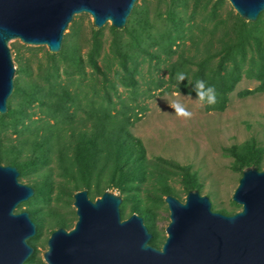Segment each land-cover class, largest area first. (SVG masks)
<instances>
[{
  "label": "rangeland",
  "instance_id": "1",
  "mask_svg": "<svg viewBox=\"0 0 264 264\" xmlns=\"http://www.w3.org/2000/svg\"><path fill=\"white\" fill-rule=\"evenodd\" d=\"M154 4L153 0H136L137 14L144 6L149 12H156L158 9L163 11L167 7V4L164 3L159 7ZM217 10L223 20H226L228 14H236L226 0H222V4ZM149 16L151 17L152 13H149ZM261 19L264 20V17ZM127 20L124 28L131 26V20L129 19L128 24ZM226 21L224 27L228 25V20ZM71 23L77 29L75 46L78 47L79 54L84 60L89 47L88 38L95 28L91 23L90 16L85 13L74 15L69 24ZM69 24L63 34L70 31ZM109 26V23L106 22L100 27L102 49L97 59L100 66L105 65L101 56L107 52L112 37ZM222 29L213 30L212 27L211 37L208 36L210 34H207L203 40L195 39L197 44L185 40L182 49H179L180 46L175 47L178 42L176 41L171 48H176L183 56L197 61L206 54L218 51L220 45L217 41L221 38ZM125 34L121 32L123 40L129 39ZM63 38L59 51L64 46L68 51L69 47L63 44ZM7 46L15 68L13 90L15 87L27 89L32 83L45 85L42 76L51 60L46 52L57 54L59 51L50 53L43 45H27L18 39L9 40ZM154 49V45L148 48L149 51ZM159 56L162 58L164 53H160ZM174 58L175 55H172L170 60L172 61ZM217 58L214 56L212 69ZM155 60L153 57L150 60L145 57L144 61L140 63V74L134 75V78L137 79L134 92L129 86L117 84L115 93L112 91L108 93L113 105L111 112H124V117L127 118V120L122 119L124 129L140 142L143 151L141 166H144V169L148 171L152 170L153 174L140 183L139 189L128 197L120 192L117 184H105L107 177L104 176V181L100 186L102 191L92 195L87 193V197L94 200L105 190L120 196L121 199L127 197L125 204L119 205L121 219L127 218L132 213L140 216L148 232L155 236V242L149 244L159 248L166 236L164 228L168 223V210L163 201L167 194L183 202L187 189L192 187L191 189H196L200 195L207 196L212 211L232 214L240 209V205L232 204L231 200V195L243 169L240 167V162L236 160L237 157L247 151H253L260 157L258 170H264V89H259V82L253 77L246 76L242 71L232 88L225 93L226 99H217L214 106L201 105L197 97L177 91L175 89L176 82L168 79L167 67L163 63H159L155 67ZM57 64L59 75L56 81L60 86H66L67 90L71 92L73 87L68 85L69 81L62 71L64 63L59 61ZM84 64L86 63L84 62ZM116 68L118 71L121 70L119 66ZM194 68L195 65L192 63L191 69ZM84 71L85 73L80 75L81 82H86L91 74L87 65L84 66ZM225 71L230 73L229 69ZM73 75L74 78H77L78 74ZM156 79L163 81L160 87H153L149 83L150 80L156 81ZM246 91L248 93H244ZM175 93H179V95H174ZM17 99L13 98L9 102L11 108L15 107ZM85 99H80L81 105ZM174 99H179L193 113L191 119L186 120L174 113L168 103ZM80 108H77L74 113L73 125L60 131L59 140L63 142L62 144H66L68 141L72 146L77 137L88 135L87 133L92 131V120ZM41 109L43 107L38 101L31 102L25 108L29 115L24 124L28 121H36L29 126L32 128L43 119L49 124L52 123V119L45 116ZM68 111L71 112L72 107H69ZM40 133L39 127L36 136H33L32 132L27 133L26 131L18 136L11 126H6L3 130L0 128V154L12 156L18 152L19 159L21 158L25 162L29 161L32 155L30 144L28 142L27 144L18 143V140L25 137L30 141L32 137L37 138ZM71 146L68 148L67 145V149H62L64 151L61 150V153L68 156ZM15 150L18 151L15 152ZM59 155L56 152L48 153V163L44 167L32 171L29 166L25 169L26 173L18 177V181L31 186L33 194L35 193L31 202L26 201L32 196L14 209V212L25 210L28 215L31 213L29 217L35 224L36 230L34 239L28 244L33 248L34 264H45L42 253L46 249V239L51 231L58 227L65 230L72 228L76 220L75 209L72 206V194L85 189L74 187L73 181H78L77 174L73 173V167L62 168V165L65 166L68 161L65 160V156ZM168 162L177 164V166L166 164ZM0 164H7L4 157H0ZM70 173L73 174L74 180ZM156 197L161 201L155 203Z\"/></svg>",
  "mask_w": 264,
  "mask_h": 264
},
{
  "label": "trees",
  "instance_id": "2",
  "mask_svg": "<svg viewBox=\"0 0 264 264\" xmlns=\"http://www.w3.org/2000/svg\"><path fill=\"white\" fill-rule=\"evenodd\" d=\"M153 2L156 7L163 3L167 4V7L163 11L158 9L156 12H149L144 6L137 14L134 3L126 18L127 24L129 19L131 20L130 28L116 29L109 26L112 37L107 52L101 56L105 65L100 66L97 63L102 49L101 28L93 30L88 38L89 47L84 61L78 47L75 46L77 29L71 23L70 31L63 34V44L68 45L69 50L66 51L64 46L57 54L46 52L51 60L42 76L45 85L32 83L27 89L14 88L7 99V111L0 114V128L3 130L6 126H11L18 136H21L24 131L32 132L33 136H36L38 127L41 129L40 135L37 138L32 137L30 141L25 137H18L20 138L18 143L30 144L32 155L29 161L19 159L18 152L12 156L0 154L7 164L17 168L18 177L23 176L26 173L25 169L29 166L32 171L44 167L48 163V153L56 152L65 156L61 150L67 149V145L69 148L71 143L69 145L67 141L66 144H62L59 133L73 125L74 113L81 107L83 113L92 120V131L87 133L88 135H78L79 137L69 150L70 154L65 156L68 163L65 166L62 165L63 169L73 167V173L77 174L78 181H73L74 187L85 188L91 195L100 193L103 177L106 176L104 183L117 184L120 192L127 197L136 192L140 183L153 172L141 166L143 151L140 142L124 129L122 119L127 120L124 112H111L113 105L108 93L110 91L115 93L117 84L129 86L134 92L137 83L134 75L140 74L139 65L145 57L148 60L155 58V67L163 63L168 69L169 81H175L177 84L175 89L195 97L196 93L192 90V85L196 80H204L207 86L215 88L218 100L226 99L225 93L232 88L242 71L246 76L253 77L259 82V89H264V20L261 19L264 17V10L259 12L254 21H245L237 14H228L226 18L228 25L224 27L227 21L220 18L217 10L222 0L213 2L212 0H153ZM149 13H152L151 17ZM212 27L213 30L223 28L220 32L221 38L217 41L220 45L218 51L193 61L176 49L179 46V49H182L185 40L197 44L195 39L203 40L207 34L211 37ZM121 32L126 33L129 39L123 40ZM176 41H178L175 44L176 48L172 49ZM153 45L155 49L149 51L148 48ZM160 53H164L162 58L159 56ZM172 55H175V58L171 61ZM214 56L218 58L212 69ZM59 61L64 63L62 71L69 81L68 85L73 87L71 92L66 86H60L56 81L59 75L57 64ZM192 63L195 65L193 70ZM85 65L90 68L91 74L86 82H81L79 79L80 75L85 73ZM116 66H119L121 70L118 71ZM227 69L230 73L225 71ZM179 72L186 74V79L181 83L177 80ZM73 74H78L77 78H74ZM149 83L153 87H160L163 81L156 79V81L150 80ZM13 98L18 99L15 107L11 108L9 102ZM81 98H86L82 105ZM33 101L39 102L44 109L41 111L52 119V123L49 124L43 119L32 128L29 126L36 121L32 120L24 124L29 115L25 108ZM69 107H72L71 112L68 111ZM17 125L20 127L17 128ZM236 160L240 162L241 168L252 165L259 169L260 157L253 151L240 154ZM166 164L177 166L170 162ZM71 177L74 180L73 174ZM119 180L121 181L117 183ZM34 196L35 193L26 202H31ZM127 197L121 199L120 205L125 204ZM159 201H161L159 198L155 199V203ZM232 204L235 205L233 202ZM34 237L35 234L28 239V242H31ZM153 242H155V236L151 235L149 243L153 244ZM26 262L35 263L33 253Z\"/></svg>",
  "mask_w": 264,
  "mask_h": 264
},
{
  "label": "water",
  "instance_id": "3",
  "mask_svg": "<svg viewBox=\"0 0 264 264\" xmlns=\"http://www.w3.org/2000/svg\"><path fill=\"white\" fill-rule=\"evenodd\" d=\"M245 21L264 10V0H226ZM136 0H0V114L13 91L14 66L7 42L43 45L59 51L63 32L74 15L85 13L95 29L106 22L120 29ZM33 194L18 181L13 165L0 164V264H28V239L36 227L25 210L14 209ZM76 220L69 230L51 231L42 253L45 264H264V170H241L231 200L232 214L212 211L207 196L187 191L183 202L167 194L166 234L160 247L142 218L121 219L120 196L103 191L94 200L85 189L72 194Z\"/></svg>",
  "mask_w": 264,
  "mask_h": 264
},
{
  "label": "clouds",
  "instance_id": "4",
  "mask_svg": "<svg viewBox=\"0 0 264 264\" xmlns=\"http://www.w3.org/2000/svg\"><path fill=\"white\" fill-rule=\"evenodd\" d=\"M186 79V74L179 72L177 74V80L181 83ZM192 90L196 93L201 105L207 104L209 106H214L217 103L216 90L213 86H207L204 80H196L192 85ZM174 95H179L175 93ZM169 103V106L173 109L174 113L181 118L189 120L193 117V113L189 111L186 106L179 100L174 99Z\"/></svg>",
  "mask_w": 264,
  "mask_h": 264
}]
</instances>
